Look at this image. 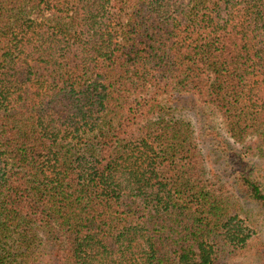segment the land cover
<instances>
[{
    "label": "trees",
    "instance_id": "trees-1",
    "mask_svg": "<svg viewBox=\"0 0 264 264\" xmlns=\"http://www.w3.org/2000/svg\"><path fill=\"white\" fill-rule=\"evenodd\" d=\"M256 152L264 0H0V264H264Z\"/></svg>",
    "mask_w": 264,
    "mask_h": 264
},
{
    "label": "rangeland",
    "instance_id": "rangeland-1",
    "mask_svg": "<svg viewBox=\"0 0 264 264\" xmlns=\"http://www.w3.org/2000/svg\"><path fill=\"white\" fill-rule=\"evenodd\" d=\"M196 124V123H195ZM217 127H218V129H217V131L219 132V133H221L220 132V130H222V128H221V125H220V121L219 122H217ZM207 134H209L210 136H211V134H213V133H210V132H208ZM220 136L222 137V139H224V140H226V141H228L224 136H223V134H220ZM220 138V137H219ZM229 142V141H228ZM220 144H222L223 145V143H220ZM230 144L234 147V148H236V150H237V152L238 151H242L243 152V148L241 147V146H236L235 144H233V143H231V141H230ZM209 146V145H208ZM252 147H253V150H254V152L256 151L254 148H255V146H254V144L252 143V145H251ZM209 149H210V151H213L214 150V148L213 147H210L209 146ZM208 149V150H209ZM208 150H207V152H208ZM210 151H209V153H210ZM254 154V153H253ZM250 164H251V168L253 167V169L255 170V171H257V173H258V177L260 178V180L264 183V160H262V159H260L259 157H258V155H257V152L254 154V155H252L251 157H250ZM209 165V169L210 170H212V171H214V172H216L217 170H219L220 168H218V167H216L215 165H213V164H208ZM229 174H231V171H229V173L227 174V175H229ZM263 234V233H262Z\"/></svg>",
    "mask_w": 264,
    "mask_h": 264
}]
</instances>
